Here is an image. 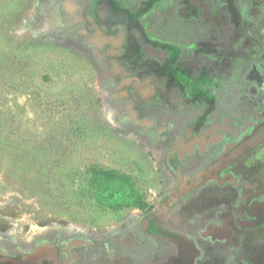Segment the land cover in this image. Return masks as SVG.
I'll return each instance as SVG.
<instances>
[{
	"label": "rangeland",
	"instance_id": "1",
	"mask_svg": "<svg viewBox=\"0 0 264 264\" xmlns=\"http://www.w3.org/2000/svg\"><path fill=\"white\" fill-rule=\"evenodd\" d=\"M262 119L264 0H0V264H250L263 234L224 221L264 183L206 173L252 181L224 156ZM95 169L145 205L99 204Z\"/></svg>",
	"mask_w": 264,
	"mask_h": 264
},
{
	"label": "flooded vegetation",
	"instance_id": "2",
	"mask_svg": "<svg viewBox=\"0 0 264 264\" xmlns=\"http://www.w3.org/2000/svg\"><path fill=\"white\" fill-rule=\"evenodd\" d=\"M78 38L77 41L84 46L85 48H88V37H87V33L83 32L82 29L78 30ZM126 124H131L134 127H138L141 131L144 129V125L141 122H127ZM127 126V125H126ZM128 127V126H127ZM129 128V127H128ZM132 130V129H131ZM134 131V130H133ZM239 133L238 136L236 138L237 142L234 146L235 148H238L237 151L233 150V147L231 148V150L228 151L227 154H225L224 157L228 159H231V156H233L234 154H237L238 156V160L240 159L239 162H241L243 165H245L247 167V163L245 164V162H247L245 159L247 157H239L244 151H245V146L248 145V142L253 141L255 138H258V136H262L264 135V119H262L261 121H259L258 123H256L254 120L247 123L246 125H244L243 127L238 129ZM134 132H139L138 131H134ZM140 133V132H139ZM233 134H236V131L233 130ZM194 141H195V145L197 146H201L204 147L207 145V140L204 141V139L202 138V136H195L194 137ZM264 151V150H262ZM254 152V150H253ZM215 155V154H213ZM250 157V156H249ZM229 163H233V161L231 160ZM230 165V164H229ZM233 165V164H232ZM230 165L228 167V169L224 170V171H215L214 172H210L208 171V177L206 178H210L211 181L210 183H219L220 185L225 186L226 188L231 184L233 188H235L237 190V196L240 197V199H242L243 197H246L251 191L252 189L256 188H260L263 183H264V177L262 179V181L260 182V173L259 170L264 169V165L261 164H255L254 166L251 165V169L253 167V171L251 173H249L248 175V179L252 180L249 182V180L242 184V182L239 180L238 176L232 174V173H228L229 169H231ZM250 166V164L248 165ZM212 169V168H211ZM210 169V170H211ZM230 176L233 177H237V179L232 183V181H230ZM240 181V182H239ZM230 183V184H229ZM255 195V194H254ZM251 196V198L248 199V206L249 208H245L246 211H243L242 215H238L235 214V216L232 214L230 217H224L225 219V225L228 226V223H235L238 222V224H248L246 226V228H251L254 229L256 231H259V233L261 232L260 230H258V228L261 226L258 223L260 222V220L262 218H264V195H262V192L259 193V195L256 194V196ZM250 197V196H249ZM239 207L242 206V203L240 201ZM251 226V227H249ZM231 234H227L226 236H230ZM257 240V239H256ZM263 243L261 241H257L256 243L253 244V246L251 247V249L248 251L247 253V257H248V261L250 264H260V259L257 257L256 260H254V258L252 257L253 254L257 255L260 257V249L262 250V248H264V246L262 247ZM252 257V258H251Z\"/></svg>",
	"mask_w": 264,
	"mask_h": 264
},
{
	"label": "trees",
	"instance_id": "3",
	"mask_svg": "<svg viewBox=\"0 0 264 264\" xmlns=\"http://www.w3.org/2000/svg\"><path fill=\"white\" fill-rule=\"evenodd\" d=\"M126 125L134 131L138 130L131 124ZM91 183L96 201L103 206L122 209L126 206H143L146 203L142 192L124 173L95 169L92 171Z\"/></svg>",
	"mask_w": 264,
	"mask_h": 264
},
{
	"label": "crops",
	"instance_id": "4",
	"mask_svg": "<svg viewBox=\"0 0 264 264\" xmlns=\"http://www.w3.org/2000/svg\"><path fill=\"white\" fill-rule=\"evenodd\" d=\"M264 135L258 136V138H255L253 141L248 142V145L245 146V151L239 156V157H249L250 155H260V157H264ZM254 150V152H253ZM261 225L258 230L261 231L263 234V237L260 239V241L263 243L262 247L264 246V218L260 220L258 223ZM260 264H264V248L262 250L260 249Z\"/></svg>",
	"mask_w": 264,
	"mask_h": 264
},
{
	"label": "water",
	"instance_id": "5",
	"mask_svg": "<svg viewBox=\"0 0 264 264\" xmlns=\"http://www.w3.org/2000/svg\"><path fill=\"white\" fill-rule=\"evenodd\" d=\"M42 251H43V249L38 250V252H42Z\"/></svg>",
	"mask_w": 264,
	"mask_h": 264
}]
</instances>
